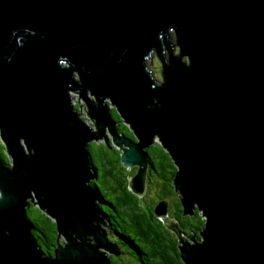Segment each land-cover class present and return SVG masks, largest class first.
<instances>
[{"label":"water","instance_id":"water-1","mask_svg":"<svg viewBox=\"0 0 264 264\" xmlns=\"http://www.w3.org/2000/svg\"><path fill=\"white\" fill-rule=\"evenodd\" d=\"M0 135L13 159L0 158V264H108L121 247L100 226L89 144L104 137L138 165L140 195L155 136L179 167L185 212L207 218L184 263L264 264V0H0ZM31 202L66 237L54 256L25 233ZM155 211L182 240L168 203Z\"/></svg>","mask_w":264,"mask_h":264},{"label":"trees","instance_id":"trees-1","mask_svg":"<svg viewBox=\"0 0 264 264\" xmlns=\"http://www.w3.org/2000/svg\"><path fill=\"white\" fill-rule=\"evenodd\" d=\"M113 113L117 119L120 118V125L118 124L120 131L136 139L137 135L121 119L123 117L119 110ZM85 117L88 118L84 115L82 119L85 120ZM1 146L6 147L1 143L0 135ZM88 150L89 166H92V174L95 177L89 182L90 187L92 186L96 191V200L106 215L105 221L111 231V237L115 238V241L127 250L137 263L185 264L181 257L182 243L179 235L166 227L164 220L157 216L155 207L165 200L168 203L169 216L179 222L183 235L188 238V234H193L199 243L203 241L201 232L206 226V219L197 206L190 214L185 212L182 195L177 191L174 183L179 167L162 141H154L146 148L149 167L154 170L155 176L144 199L129 188V177L133 172L138 171V165L132 169L128 168L121 161L122 152L117 148H109L102 141L90 142ZM0 158L7 166H10L8 160L13 161L9 152L7 154L1 148ZM31 206L32 203L27 207L28 219L32 232L37 237V243L42 245L40 250L54 256V244L58 237L57 222L47 213V215L32 216ZM185 243L189 244L188 239ZM110 264H118V262L112 260Z\"/></svg>","mask_w":264,"mask_h":264},{"label":"rangeland","instance_id":"rangeland-1","mask_svg":"<svg viewBox=\"0 0 264 264\" xmlns=\"http://www.w3.org/2000/svg\"><path fill=\"white\" fill-rule=\"evenodd\" d=\"M170 40L172 41V40H174V41H177V39H176V34L174 33V32H171L170 34ZM177 44V42L175 43V46H174V49H173V53H174V55H179L180 54V46L179 45H176ZM163 55L165 56V57H167V58H169V53H168V50L165 48V50H164V52H163ZM183 61L184 62H186V61H189L188 60V58L186 57V56H184L183 58ZM148 66H149V68H151L152 69V71H154V72H157V74H156V76L157 77H159V74H158V69H157V65H156V63H155V61H154V59H153V57L151 58V59H149L148 60ZM76 75H77V78L79 77V75H78V73H76ZM87 95H88V99H91V100H95V95L89 90L88 92H87ZM71 96H72V98H73V102H74V104H77L78 105V110H79V112H80V117H82V116H84V115H86L88 118H86L85 117V120H86V122H88V124H93V121L90 119V116H89V113H88V105H87V102H86V100L81 96V94H80V91H71ZM110 101V100H109ZM80 104L81 105H84L85 107H83V108H81L80 107ZM109 104H111V103H109ZM111 106H113V105H110V107ZM84 114V115H83ZM83 120H84V118H83ZM129 128H130V125L129 124H127V123H125ZM92 129L93 130H95L96 129V126L95 125H92ZM107 131V134H109L110 135V133H109V131L108 130H106ZM160 140V138L158 137V136H155L154 138H153V141H159ZM92 141H96L97 143H100V141H102V142H104L105 141V138L104 137H100V138H94ZM137 141H138V139H137ZM107 145V144H106ZM117 148V147H116ZM118 149V148H117ZM119 150V149H118ZM119 151H121V150H119ZM134 168V167H133ZM132 169V168H131ZM134 173V172H133ZM135 174V173H134ZM133 174V175H134ZM32 203V206H31V214H32V216H35L36 214H41V216L42 215H44L43 213H42V211H35V208H34V205H33V202H31ZM159 218H162L163 220H166V218L168 219V216L167 217H163V216H160ZM188 234V232L186 233V235ZM189 235H191V236H194L193 234H188V237H189ZM185 239H187V237L185 236ZM107 240H111V241H113V242H116L115 241V238H113V237H111V235L110 234H107ZM189 238H188V242H189ZM66 241V237H63V238H60V242L61 243H64ZM58 243V242H57ZM180 243H182V241H180ZM41 244V243H40ZM54 247L56 248V245H54ZM110 255L112 256V260L114 261V262H118V264H140V263H137L135 260H133L131 257H130V253H128L127 252V250H124L123 248H122V251H121V253L120 254H118V255H116V254H114V253H110Z\"/></svg>","mask_w":264,"mask_h":264},{"label":"bare ground","instance_id":"bare-ground-1","mask_svg":"<svg viewBox=\"0 0 264 264\" xmlns=\"http://www.w3.org/2000/svg\"><path fill=\"white\" fill-rule=\"evenodd\" d=\"M171 38V37H170ZM79 75V74H78ZM79 79H80V75H79V77H78ZM23 144V146H26V143L24 142V143H22ZM128 167V166H127ZM128 168H130L131 169V167H128ZM92 166L90 165L89 166V171L91 172V179L93 180V178H95V177H93V174H92ZM145 185H146V187H145V190H144V192L142 193V194H140L139 195V197H143L144 196V194H145V192H146V190H147V180H146V183H145ZM91 189H94L92 186L90 187ZM158 205V204H157ZM156 205V206H157ZM25 226V233H26V235L28 236V238H30L31 240H35L37 237L33 234V232H32V226H31V223H30V220L28 219V221H27V223H26V225H24ZM113 228H114V226H113ZM184 237H185V235H183V241L185 242V240L186 239H184ZM189 237H192V238H189L190 240V242H195L196 240H195V238H194V236H191V235H189ZM194 238V239H193ZM40 245V247H42V245L41 244H39ZM42 251H44V250H42ZM48 254L47 253H45V254H43V257H46ZM107 256H108V264H110L111 263V261H112V257H111V255H110V253L108 252L107 253Z\"/></svg>","mask_w":264,"mask_h":264},{"label":"flooded vegetation","instance_id":"flooded-vegetation-1","mask_svg":"<svg viewBox=\"0 0 264 264\" xmlns=\"http://www.w3.org/2000/svg\"><path fill=\"white\" fill-rule=\"evenodd\" d=\"M161 76V75H160ZM161 78H162V76L158 79V80H161ZM108 103H110V101H108ZM110 110H111V113L114 115V113H113V111H117L118 112V110L116 109V107L115 106H111L110 107ZM114 117H115V115H114ZM115 119L118 121V124L120 125V118L119 119H117L116 117H115ZM122 119V118H121ZM119 125H118V127H119ZM135 140H137V138L135 139ZM104 143H105V141H104ZM91 146H92V143H91ZM89 147H90V144H89ZM114 149V148H113ZM90 160V158L88 159V162H90L89 161ZM135 167V166H134ZM137 171V170H136ZM136 171L134 172V173H136ZM133 173V174H134ZM154 170L153 169H151V167L148 169V171H147V190H146V192H145V194H144V196L143 197H141V198H145V196L147 195V191L149 190L148 188L150 187V183H151V181L154 179ZM150 180V181H149ZM149 185V186H148ZM159 188V187H158ZM150 198H152V197H150ZM35 200V199H34ZM103 227L105 228V225H103ZM89 239H93V237H89ZM184 239H185V237H184ZM60 242V235L58 234V237H56V241H55V244L54 245H57V242ZM66 242V241H65ZM61 243V242H60ZM39 245V244H38ZM40 246V245H39ZM43 253H44V251H43ZM45 254V253H44ZM48 255H50V254H48ZM47 255V256H48Z\"/></svg>","mask_w":264,"mask_h":264},{"label":"clouds","instance_id":"clouds-1","mask_svg":"<svg viewBox=\"0 0 264 264\" xmlns=\"http://www.w3.org/2000/svg\"><path fill=\"white\" fill-rule=\"evenodd\" d=\"M77 104H75V106H76ZM80 106H81V104H80ZM77 110H78V108H77ZM89 113V112H88ZM90 116V115H89ZM126 123V122H125ZM131 128V127H130ZM132 130V129H131ZM134 132V131H133ZM137 138V137H136ZM138 139V138H137ZM135 140V139H134ZM137 141V140H136ZM92 142V141H91ZM88 164H89V162H88ZM150 167L148 166V168H147V171H148V169H149ZM146 179H147V176H146ZM92 180V179H91ZM90 180V181H91ZM89 181V182H90ZM89 182H87V184H89V186H90V183ZM96 202V204H97V206L99 207V209L103 212V216H102V219H103V221H104V223H100V226L103 228V229H105L107 232H108V234H111V231L109 230V228H108V226H107V223H106V221H105V219H106V215H105V213H104V211H103V209L99 206V204H98V202H97V200L95 201ZM201 213H202V216L205 218V219H207L206 218V216L204 215V213L201 211ZM103 225H105V228L103 227ZM93 226H94V224H93ZM201 237H202V239H203V236L201 235ZM188 239V238H187ZM36 240V239H35ZM180 241H182L181 239H179ZM108 241H110V242H112V243H116V244H118L117 242H113V241H111V240H108ZM37 242V241H36ZM183 243H185V242H182V247H183ZM38 244V243H37ZM188 244V243H187ZM120 246V245H119ZM121 247V246H120ZM181 247V248H182ZM41 248V247H40ZM101 252H103V250H100ZM121 251H122V247H121Z\"/></svg>","mask_w":264,"mask_h":264}]
</instances>
